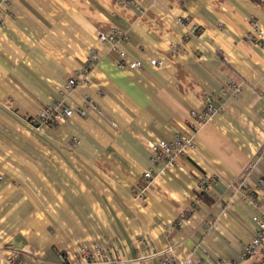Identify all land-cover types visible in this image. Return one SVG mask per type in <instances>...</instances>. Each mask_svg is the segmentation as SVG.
<instances>
[{
    "label": "crops",
    "instance_id": "1",
    "mask_svg": "<svg viewBox=\"0 0 264 264\" xmlns=\"http://www.w3.org/2000/svg\"><path fill=\"white\" fill-rule=\"evenodd\" d=\"M254 22L264 35V0H8L0 26V264L15 253L26 264H68L95 245L128 264L168 249L181 260L261 258L264 250L243 255L264 209V42L248 38ZM112 29L129 36L120 45L123 68L119 51L98 39ZM93 51L101 58L90 64ZM230 83L242 86L240 97ZM207 94L216 111L199 124L191 113ZM89 100L83 116L77 107ZM57 101L74 110L63 123L32 122ZM177 133L192 135L195 147L174 168L154 162L150 144ZM148 170L154 179L140 195ZM204 177L213 179L205 190ZM242 183L255 203L243 199Z\"/></svg>",
    "mask_w": 264,
    "mask_h": 264
},
{
    "label": "built area",
    "instance_id": "2",
    "mask_svg": "<svg viewBox=\"0 0 264 264\" xmlns=\"http://www.w3.org/2000/svg\"><path fill=\"white\" fill-rule=\"evenodd\" d=\"M8 0H0V26L4 22L5 12L7 9ZM183 21V19H180ZM128 34L119 29H112L109 33L100 32L98 34L99 41H108L112 44L114 50L119 51L120 60L118 64L120 67H125L127 62L124 60L126 53L124 50L120 48V45L123 41L128 40ZM248 38L257 42L259 45L263 44L264 35L262 29L259 27L257 22H254L253 27L248 34ZM101 58V54L97 51H93L90 54V64H93ZM132 68L140 69L143 64L141 61H133L129 63ZM152 65H160L161 62L157 59H153L151 61ZM86 72L83 75L84 81H88L87 68L83 70ZM78 83V77L72 76L68 80L67 89L68 94L72 93ZM230 93L235 97H240L242 92V86L237 85L235 83H230L228 86ZM262 98L264 99V94H262ZM90 104L91 100L84 105L78 106L77 110L81 115H88L90 113ZM202 109H194L192 111V116L196 117L199 124L204 123L208 120L212 114L216 111V106L214 105V98L211 94H207L202 103ZM73 109L70 106L65 105L62 101H57L55 106H48L42 108L38 114L34 115L31 119L35 125L49 124V125H58L63 123L68 117H70L73 113ZM196 128H194V131ZM194 141L192 135H183L182 133H177L172 142L160 141L158 143H151L150 149L153 154V161L156 163H162L165 167L174 168L177 165L179 159L186 153L187 149L194 148ZM255 167V164L251 163L248 165L247 172ZM154 179L152 170H148L145 172L143 180H144V188L140 190V195H143L145 188L151 183ZM211 177H204L201 180V186L203 189H209L211 182ZM260 187L262 193L264 194V173L260 178ZM242 197L245 200L255 203L257 201L256 193L251 189L249 185L246 183H242L239 186ZM198 201H194L192 204L185 207L182 213L179 215L175 225L177 227H182L184 223L189 221V215L193 212L197 205ZM256 232L254 237L247 243L244 249V259L251 258L252 256L262 252L264 250V209L261 214L254 218ZM111 250H106L104 248L99 247L98 245L92 247H82L80 251L77 253L73 262L68 264H128L122 260H117L111 257ZM12 264H26L19 255V253H15L11 259ZM141 264H231L227 262H217L212 263L204 258H193L190 257L185 260L178 259L172 249H168L165 251H158L155 255L151 257H145L141 260Z\"/></svg>",
    "mask_w": 264,
    "mask_h": 264
},
{
    "label": "trees",
    "instance_id": "3",
    "mask_svg": "<svg viewBox=\"0 0 264 264\" xmlns=\"http://www.w3.org/2000/svg\"><path fill=\"white\" fill-rule=\"evenodd\" d=\"M251 264H264V252H263V256L261 258H259L257 261H255Z\"/></svg>",
    "mask_w": 264,
    "mask_h": 264
}]
</instances>
